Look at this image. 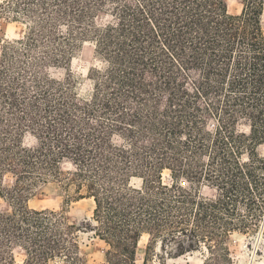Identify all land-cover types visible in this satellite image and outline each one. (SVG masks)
Listing matches in <instances>:
<instances>
[{
  "label": "trees",
  "instance_id": "obj_1",
  "mask_svg": "<svg viewBox=\"0 0 264 264\" xmlns=\"http://www.w3.org/2000/svg\"><path fill=\"white\" fill-rule=\"evenodd\" d=\"M243 5L232 15L227 0L0 1L18 29L0 36V264H88L83 231L107 245L102 264H137L145 234L177 257L205 245L204 264L230 262L229 235L264 209V0ZM86 42L100 66L83 93L71 66ZM50 182L93 200L92 220L31 208Z\"/></svg>",
  "mask_w": 264,
  "mask_h": 264
},
{
  "label": "rangeland",
  "instance_id": "obj_2",
  "mask_svg": "<svg viewBox=\"0 0 264 264\" xmlns=\"http://www.w3.org/2000/svg\"><path fill=\"white\" fill-rule=\"evenodd\" d=\"M1 1V0H0ZM229 13L240 15L243 11V0H227ZM264 24V15H263ZM16 24H10L0 19V36L3 38H14L17 36ZM2 46L0 44V57ZM100 66L95 56V45L86 42L72 62V72L75 77L76 86L80 92L86 93L91 89L92 81L89 78L90 70ZM65 71H60L58 77H64ZM259 153L264 156V145L259 148ZM247 157H244L246 161ZM67 171V167L65 168ZM163 181L170 184V173L166 171ZM132 184L136 187L142 186L141 179H134ZM201 195L206 198H215L217 190L207 183L199 186ZM75 194L74 186H65L61 182H50L33 190L29 206L35 209L64 210L65 215L71 223L82 227L93 218L94 202L90 199H69ZM0 204L7 207L8 204L0 198ZM239 213L248 216V210L244 204H239ZM251 220L250 218H248ZM253 222L252 227L246 232L235 231L229 235L225 247L230 254L228 264H264V209L260 213L258 221ZM80 254L86 258L88 264H102L105 261L107 245L98 239L95 234L83 231L78 234ZM147 237V239H146ZM176 246L162 245L161 240L149 247V235L145 234L138 245L137 264H144L148 258V264H204L210 253L205 245L201 250L185 256L177 257ZM18 261L24 258V254L17 253ZM53 264H62L56 260Z\"/></svg>",
  "mask_w": 264,
  "mask_h": 264
},
{
  "label": "bare ground",
  "instance_id": "obj_3",
  "mask_svg": "<svg viewBox=\"0 0 264 264\" xmlns=\"http://www.w3.org/2000/svg\"><path fill=\"white\" fill-rule=\"evenodd\" d=\"M146 239H147V237H146Z\"/></svg>",
  "mask_w": 264,
  "mask_h": 264
}]
</instances>
